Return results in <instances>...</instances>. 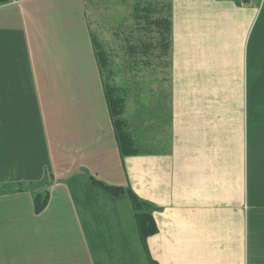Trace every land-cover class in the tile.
Here are the masks:
<instances>
[{"label": "crops", "instance_id": "1", "mask_svg": "<svg viewBox=\"0 0 264 264\" xmlns=\"http://www.w3.org/2000/svg\"><path fill=\"white\" fill-rule=\"evenodd\" d=\"M40 1L57 7L41 10ZM171 1L170 146L126 156L86 0L0 5V264H61V233L79 241L89 264H150L131 200L92 177L131 187L155 207L159 230L148 247L158 264H264V0ZM74 5L91 33L89 58L57 45L77 38H62L57 19ZM67 49L78 54L69 68ZM56 86L83 88L60 113L51 109L50 130L43 87ZM11 183L19 185L7 191ZM47 191L36 212L35 196Z\"/></svg>", "mask_w": 264, "mask_h": 264}, {"label": "rangeland", "instance_id": "2", "mask_svg": "<svg viewBox=\"0 0 264 264\" xmlns=\"http://www.w3.org/2000/svg\"><path fill=\"white\" fill-rule=\"evenodd\" d=\"M166 1L86 0L87 19L91 30L107 53V68L104 67L102 71L100 67L103 83L119 87V93L124 98L122 117L126 120V130L137 147L143 151L142 153H148L154 149L164 150V148L170 146L172 107L170 100V63L167 62L169 58L164 56L156 57L154 55L155 46L148 48L145 45L148 42L156 45L158 38H161L156 25L151 22L152 19H156L160 11L151 12L149 7L157 4V9H160L162 3ZM53 7L57 6L51 3L46 5L42 1L38 5V8L41 10L51 13H53ZM62 12L61 15L63 14V16L57 15V19L62 20L61 24L65 30L61 37L63 38L66 35L71 36L72 33H75L77 38L65 37L64 39H60L57 45L60 48L68 47V45L72 47L76 46L81 51V55L80 53L79 55L82 58H89L90 55L84 53L86 45L83 41H85L84 34L91 33L87 29H84L86 23L82 19L80 6L74 5L73 9L67 6L64 7ZM48 26L52 31L59 29L57 24H52L51 22L48 23ZM15 40H18V38ZM94 48L96 50L95 45ZM69 49L62 50L61 53L62 59L65 60L62 63L66 68H69L72 61L74 62L78 56L77 52ZM68 71L70 72V69L62 72L68 73ZM49 88L52 89L51 92ZM82 88L43 87V90L46 91L44 96L50 130L53 126L51 122V116H53L51 109H55L60 113L61 111L58 109L61 107V104H67L70 93L73 90L75 92ZM48 102L51 108L48 107L47 109ZM30 116L35 117L32 114ZM80 116L86 119L84 112ZM60 120L63 124L64 119L61 117ZM138 154H141V152ZM17 185L19 184L11 183L4 188L7 191H11L15 190ZM51 206L55 208L53 205ZM118 206L127 209L125 205H117V208ZM124 212L125 221L127 222V213L126 211ZM114 219L118 223L119 218L116 214H113L111 221H109L108 217L106 220L113 222ZM49 232V230H45V240L52 237L49 235ZM61 235L60 244L56 245L54 249L55 253L60 256V263L89 264L79 241H69L65 234L61 233ZM30 240H33V244L28 249V259L35 261V240L38 239L33 235L30 236Z\"/></svg>", "mask_w": 264, "mask_h": 264}, {"label": "trees", "instance_id": "3", "mask_svg": "<svg viewBox=\"0 0 264 264\" xmlns=\"http://www.w3.org/2000/svg\"><path fill=\"white\" fill-rule=\"evenodd\" d=\"M9 2H11V0H0V5ZM137 6L139 7L138 4ZM156 6L157 4L153 7H149V10L151 12H156L157 10L158 12L160 11V14L156 17V19H152L151 22L152 24L156 25L161 38H158V43L156 45L150 42L145 43V45L148 46V48L155 46L154 55L156 57H168L169 60H167V62L170 63L172 42V1L167 0L165 3L163 2L160 9H157ZM93 42L96 47V57L98 63L100 64V67L103 71V68H107L108 65V58L106 55L107 53L104 51L101 43L97 40L94 34ZM105 93L122 155L126 156L130 154H138L140 152L142 153L143 151L137 147L132 137L126 130V120L122 117L124 111V98L119 93V87L117 85L111 86L109 83H107L105 84ZM92 180L95 184L101 186L116 196L127 195L130 198L133 205L138 233L148 256L149 262L150 264H158L155 259L152 258L148 247V238L159 230L154 217L155 207L151 203L143 200L131 187L127 188L123 186L109 185L101 180L96 179L95 177H92ZM48 197V191L39 192L35 196L36 212H41L44 210L48 203Z\"/></svg>", "mask_w": 264, "mask_h": 264}, {"label": "built area", "instance_id": "4", "mask_svg": "<svg viewBox=\"0 0 264 264\" xmlns=\"http://www.w3.org/2000/svg\"><path fill=\"white\" fill-rule=\"evenodd\" d=\"M19 0H11V2H18ZM242 2H246L247 0H241Z\"/></svg>", "mask_w": 264, "mask_h": 264}]
</instances>
